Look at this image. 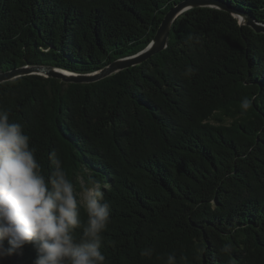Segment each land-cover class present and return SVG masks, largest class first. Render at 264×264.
I'll use <instances>...</instances> for the list:
<instances>
[{
  "label": "trees",
  "instance_id": "trees-1",
  "mask_svg": "<svg viewBox=\"0 0 264 264\" xmlns=\"http://www.w3.org/2000/svg\"><path fill=\"white\" fill-rule=\"evenodd\" d=\"M181 1L0 0V72L98 71L144 49ZM223 1L264 23V0ZM0 109L46 178L59 166L77 192L102 186L104 264H264V33L228 11H185L164 50L94 82H1Z\"/></svg>",
  "mask_w": 264,
  "mask_h": 264
},
{
  "label": "clouds",
  "instance_id": "clouds-1",
  "mask_svg": "<svg viewBox=\"0 0 264 264\" xmlns=\"http://www.w3.org/2000/svg\"><path fill=\"white\" fill-rule=\"evenodd\" d=\"M81 206L87 224L77 242ZM110 213L98 182L81 181L77 192L59 166L46 178L22 125L0 109V258L31 244L38 253L33 264H104L102 233ZM167 259L175 264L174 256Z\"/></svg>",
  "mask_w": 264,
  "mask_h": 264
},
{
  "label": "water",
  "instance_id": "water-1",
  "mask_svg": "<svg viewBox=\"0 0 264 264\" xmlns=\"http://www.w3.org/2000/svg\"><path fill=\"white\" fill-rule=\"evenodd\" d=\"M195 7H213L228 11L239 20L240 24L249 25L256 32L264 33V23L256 21L251 14L236 9L223 0H183L175 4L165 14L154 38L144 49L133 55L118 58L98 71L81 74L48 65L23 66L10 71L0 72V83L26 75L55 77L65 82L74 83L94 82L108 77L121 70L138 65L154 54L164 50L168 46L170 31L174 21L185 11Z\"/></svg>",
  "mask_w": 264,
  "mask_h": 264
}]
</instances>
